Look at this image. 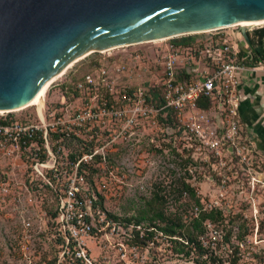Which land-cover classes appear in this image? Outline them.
<instances>
[{"label":"built area","instance_id":"obj_1","mask_svg":"<svg viewBox=\"0 0 264 264\" xmlns=\"http://www.w3.org/2000/svg\"><path fill=\"white\" fill-rule=\"evenodd\" d=\"M263 26L246 28L249 43L238 30L235 38L218 29L185 46L164 43L151 58L155 73L150 81L131 82L137 62L145 58L134 51L128 60L121 57L108 66L99 62L76 79L70 87L72 101L63 91L53 104L35 105L34 116L0 112V152L15 153L29 190L51 197L55 264L67 258L68 264H91L90 244L130 236L102 209L96 176L109 155L134 139L139 128L157 126L161 140L184 153L190 164L219 162L236 150L238 86L251 78L264 82V34L256 32ZM201 101L208 105L201 107ZM210 111L216 118L213 127L205 114ZM167 112L173 114V126L158 123Z\"/></svg>","mask_w":264,"mask_h":264},{"label":"rangeland","instance_id":"obj_2","mask_svg":"<svg viewBox=\"0 0 264 264\" xmlns=\"http://www.w3.org/2000/svg\"><path fill=\"white\" fill-rule=\"evenodd\" d=\"M236 30L237 26H231L216 32L238 38ZM211 33L203 31L91 52L62 68L46 86L41 102L53 104L63 91L67 100H74L70 87L76 79L99 62L108 66L121 57L128 60L134 51L144 53L145 58L137 62L131 82L150 81L155 73L151 58L164 43L182 36H190L192 43ZM182 54L186 56L185 51ZM261 101L264 103V95ZM34 110L35 104H30L9 111L15 116L28 112L34 116ZM205 114L207 124L213 127V112ZM239 119L240 128L233 136L236 150L222 155L219 162L190 164L184 153L169 149L158 135L157 126L152 125L139 128L134 139L110 154L96 176V184L102 185L96 194L106 215L121 222L130 236H112L90 244L91 264H264V108L250 124L248 118ZM163 143L167 145L161 151L154 148ZM181 181L193 189L198 204L186 192L178 195ZM25 184L15 153L0 152V264H55L57 247L50 238L51 197L47 192L29 190ZM152 200L165 218L185 225L201 211L218 210L219 215L202 221L203 232L195 237L199 248L190 244L178 251V245L159 230L153 229L149 236L152 228L147 219L135 222ZM153 222L162 225L157 219Z\"/></svg>","mask_w":264,"mask_h":264},{"label":"water","instance_id":"obj_3","mask_svg":"<svg viewBox=\"0 0 264 264\" xmlns=\"http://www.w3.org/2000/svg\"><path fill=\"white\" fill-rule=\"evenodd\" d=\"M262 19L264 0H0V110L81 55Z\"/></svg>","mask_w":264,"mask_h":264},{"label":"trees","instance_id":"obj_4","mask_svg":"<svg viewBox=\"0 0 264 264\" xmlns=\"http://www.w3.org/2000/svg\"><path fill=\"white\" fill-rule=\"evenodd\" d=\"M256 32L259 35H263L264 26L256 30ZM190 39H191L190 36H182L178 38L177 40H172L171 43L176 44V45L185 46L190 43L189 42ZM261 46L262 44L257 45L255 47V51L257 53L261 51ZM238 57H240L239 53H238ZM150 93L152 97L156 95V92H154L153 90H150ZM198 104L201 107H206L208 105L206 101H201ZM174 121L175 120L171 112H167L165 114L164 120L160 117L158 118V123L164 126H173ZM165 145L167 144L163 143L162 145H160L159 148H156V149L161 151L162 147H164ZM168 146L170 150L175 151V149L172 146H170L169 143H168ZM182 192H186L189 195V197L192 199L193 203L198 204L197 198H194L193 189L188 184L181 181L180 187L178 188L177 193L178 195H181ZM218 215H219L218 210L201 211L198 213L196 217L191 218L188 224L185 225V224H181L178 222H174L173 220H169L168 218H165L163 216L162 209L155 207V202L152 200L151 202H148L146 204L145 209L140 211V213L135 219V222L137 223V222H140L141 220L147 219L149 223L148 227L152 228L148 231L149 236L152 234L153 229L159 230L164 235H167L171 239V241L175 243V245L176 244L178 245V248H177L178 251H182L185 245H190V244L192 245L196 244V248H199L200 247L199 241H197L195 237L203 232L202 221H204L205 219L214 220L215 218H218ZM156 219L161 221L162 225L159 226L155 224L153 221ZM173 236H177L181 240H176L174 238H171ZM184 253H187V251H185ZM201 264H205V263L202 262Z\"/></svg>","mask_w":264,"mask_h":264},{"label":"crops","instance_id":"obj_5","mask_svg":"<svg viewBox=\"0 0 264 264\" xmlns=\"http://www.w3.org/2000/svg\"><path fill=\"white\" fill-rule=\"evenodd\" d=\"M238 94L240 97L239 116L243 121H246L248 118L247 120L250 124L254 121L252 118H256L260 108H264V103L261 101L264 95V82L259 79L251 78L250 82L247 83L246 80L243 84H239ZM255 126H253V128Z\"/></svg>","mask_w":264,"mask_h":264},{"label":"bare ground","instance_id":"obj_6","mask_svg":"<svg viewBox=\"0 0 264 264\" xmlns=\"http://www.w3.org/2000/svg\"><path fill=\"white\" fill-rule=\"evenodd\" d=\"M264 23V19L260 20V21H252V22H242V23H235V24H230V25H227V26H223V27H231V26H242V27H245V28H248V27H252V26H256L258 24H262ZM83 55L79 56V57H76L74 59H72L71 61L67 62L62 68L66 67V65L70 62H74L76 61L77 59H79L80 57H82ZM60 68L56 73L52 74L51 76H49L46 80H44V82L36 89L35 91V94L28 100L27 103H25L24 105H22L21 107H18V108H15L13 110H16V109H20V108H23V107H26L30 104H35L36 106L38 105L39 106V102H41V98L43 96V93H44V90L46 88V86L51 82V80H53V78L60 72V70L62 69ZM0 112H4L2 110H0Z\"/></svg>","mask_w":264,"mask_h":264}]
</instances>
